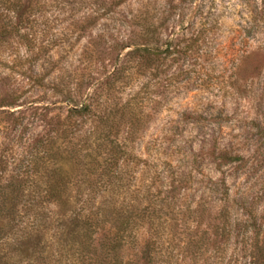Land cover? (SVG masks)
<instances>
[{"label":"rangeland","instance_id":"rangeland-1","mask_svg":"<svg viewBox=\"0 0 264 264\" xmlns=\"http://www.w3.org/2000/svg\"><path fill=\"white\" fill-rule=\"evenodd\" d=\"M32 4L19 29L0 16V182L43 195L72 143L62 119L89 102L92 126L129 155L119 187L160 185L157 160L189 175L172 171L157 189L176 225L160 264H264V0ZM144 239L127 248L130 264Z\"/></svg>","mask_w":264,"mask_h":264},{"label":"trees","instance_id":"trees-1","mask_svg":"<svg viewBox=\"0 0 264 264\" xmlns=\"http://www.w3.org/2000/svg\"><path fill=\"white\" fill-rule=\"evenodd\" d=\"M33 1L0 0V16H13L18 22L12 29H19ZM4 29L1 25L0 34ZM157 48L153 45L152 50L159 52ZM139 51L149 53V48ZM163 52L176 56L172 43H166ZM95 117L89 102L67 109L61 134L70 135L72 143L69 150L62 147L54 184L43 195L25 193L16 182H0V264H130L125 253L140 232L145 239L139 264H160L165 257L176 225L166 219V200L157 189L167 185L166 175L174 170L178 172L170 173L172 177L183 180L189 175L179 173L180 162L176 168L172 161L157 160L153 166L162 179L160 185L154 181L139 187L131 181L127 190L119 187L129 155L121 142L108 137L106 128L92 126ZM220 158L228 163L235 160L227 155ZM80 169L97 176L81 183L88 189H75L74 182L87 174ZM104 180L106 187L95 189Z\"/></svg>","mask_w":264,"mask_h":264}]
</instances>
